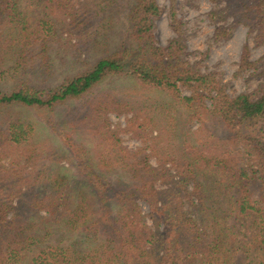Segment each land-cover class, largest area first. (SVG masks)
I'll list each match as a JSON object with an SVG mask.
<instances>
[{
    "label": "trees",
    "instance_id": "1",
    "mask_svg": "<svg viewBox=\"0 0 264 264\" xmlns=\"http://www.w3.org/2000/svg\"><path fill=\"white\" fill-rule=\"evenodd\" d=\"M226 1L237 22L247 25L255 17L244 10L264 6V0ZM175 4L169 18L178 37L165 46L155 36L164 13L158 0H133L129 45L55 88H0V264H236L240 257L239 264H264V84L231 96L217 73L202 72L188 59ZM91 8L96 13L97 3L0 0V84L10 57L15 71L25 72L37 55L48 62L66 27L80 37L98 36L95 15L86 11ZM261 22L264 35V17L256 25ZM231 35V28H218L214 37ZM252 65L244 47L240 68ZM115 78L164 93L171 103L143 113L106 94L86 104L79 121H66L91 136L90 149L73 151L78 178L58 169L54 150L34 143L31 123L10 114L54 111ZM176 106L184 108L187 126H200L183 143ZM117 110L135 112L133 128H157L163 140L128 150L107 118ZM140 114L144 120L136 126ZM6 160H13L12 169Z\"/></svg>",
    "mask_w": 264,
    "mask_h": 264
},
{
    "label": "rangeland",
    "instance_id": "2",
    "mask_svg": "<svg viewBox=\"0 0 264 264\" xmlns=\"http://www.w3.org/2000/svg\"><path fill=\"white\" fill-rule=\"evenodd\" d=\"M80 1L87 2L90 6H93L94 2L97 3L96 13L93 11L95 8L86 11L95 15L94 18L98 23V36L95 38L93 36L80 37L75 31L66 27L63 29V36H58L57 41H54L50 46V51L47 53L48 62H44L37 55L34 62H30L26 67L25 72L23 68L15 71L13 69L15 61L10 57L5 67L8 69L7 80L0 84V88L10 90L20 84L38 90L55 88L69 77L85 71L99 58L123 45L130 44L128 14L133 0ZM175 1L176 13L182 23V37L189 54L188 59L192 63H198L202 72L217 73L231 96L259 90L264 84V35L261 33L262 22L257 25L256 22L258 23L264 17V6L256 10L251 9L250 12L244 10V15L255 17L246 20L250 23L247 25L237 22L232 16L226 0ZM247 1L248 3L260 2V0ZM158 2L164 9V13L156 21L155 36L158 43L165 46L177 38L178 34L171 26L169 18L172 0H158ZM81 7L80 4H77L76 9L82 10ZM212 12H217L218 17L212 18ZM93 28L90 29V32L94 31ZM218 28H231L232 35L227 39L215 40L214 35ZM89 38L91 39L87 40ZM244 47H248V61L253 65L251 68L241 70ZM39 49L41 50L40 47ZM182 91L184 95H190L189 91L185 89ZM106 94L122 103H131L136 107L141 106V110L138 109L143 113L145 109L152 111L151 107L154 105L171 103V98L164 93L145 90L132 79L115 78L105 81L81 100L59 106L54 111L12 109L10 114L31 123L34 131V143L43 144L46 148L54 150L58 154V169H61V172L66 175H76L78 178L75 166L76 154L73 151L81 145L90 149L92 147L91 136L86 132L85 127L72 129L66 125V121H71L70 118L79 121L81 112L85 113L84 106L102 99ZM176 109L179 111L181 119L177 132L181 135L183 143L185 140H190L189 138H192L193 133L200 126L198 123L187 126V115L184 108L176 106ZM121 111H112L107 114V118H109L111 127L117 130L124 147L135 152L153 142L160 144L163 138L157 128L152 129L150 126L146 130L133 128L130 119L133 118L135 112ZM149 114L154 118H161L157 112L149 111ZM142 115L140 114L141 118L138 119L136 126L143 123ZM63 133L64 135L61 136ZM66 143L71 145V150L66 146ZM12 161H4L5 168L12 169L14 166ZM151 161L153 165H157L156 158H152ZM52 168L55 169L56 166L52 165ZM31 170V167H27L26 172L30 173ZM141 205L144 212L147 213V204L141 202ZM236 227L239 228L238 225ZM239 263H243L241 257L236 262V264Z\"/></svg>",
    "mask_w": 264,
    "mask_h": 264
}]
</instances>
